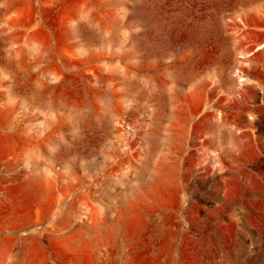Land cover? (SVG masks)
Returning a JSON list of instances; mask_svg holds the SVG:
<instances>
[{
    "label": "rangeland",
    "instance_id": "1",
    "mask_svg": "<svg viewBox=\"0 0 264 264\" xmlns=\"http://www.w3.org/2000/svg\"><path fill=\"white\" fill-rule=\"evenodd\" d=\"M0 264H264V0H0Z\"/></svg>",
    "mask_w": 264,
    "mask_h": 264
},
{
    "label": "bare ground",
    "instance_id": "2",
    "mask_svg": "<svg viewBox=\"0 0 264 264\" xmlns=\"http://www.w3.org/2000/svg\"><path fill=\"white\" fill-rule=\"evenodd\" d=\"M263 46V44H261L259 47ZM31 189L27 190V193H24V197L26 198V200L30 199L31 197V193H30Z\"/></svg>",
    "mask_w": 264,
    "mask_h": 264
}]
</instances>
